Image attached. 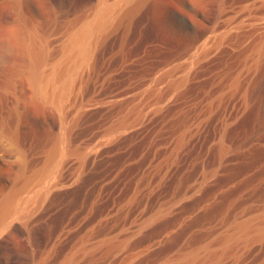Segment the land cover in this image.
Listing matches in <instances>:
<instances>
[{
  "label": "rangeland",
  "instance_id": "1",
  "mask_svg": "<svg viewBox=\"0 0 264 264\" xmlns=\"http://www.w3.org/2000/svg\"><path fill=\"white\" fill-rule=\"evenodd\" d=\"M99 1L0 0V202H32L0 264H264V234L226 241L264 226V0L129 3L59 111L33 74Z\"/></svg>",
  "mask_w": 264,
  "mask_h": 264
},
{
  "label": "bare ground",
  "instance_id": "2",
  "mask_svg": "<svg viewBox=\"0 0 264 264\" xmlns=\"http://www.w3.org/2000/svg\"><path fill=\"white\" fill-rule=\"evenodd\" d=\"M115 1L113 3H110V2L108 3L106 0H100L92 16L89 19H87L77 31H75L74 33L70 35L63 49L62 56L50 66L48 71H43L41 73L35 72L33 74V80H34L33 84H34L37 95L41 99L55 105L59 109V111H60V106L63 104L64 100L69 95L80 70L85 64L88 63L90 54L94 48V45L97 43L99 37H101L103 33H106L107 30L111 29V27H113L117 23L122 13L127 12V10L123 12V8L125 9L126 5H128L129 3L131 4L134 1L136 2L138 0H115ZM263 54H264V41L257 47V60H256L257 62L259 61V58ZM61 137L63 138V136ZM58 140L60 141V139ZM62 142L63 143L61 145L64 144V140ZM58 144L60 145V143ZM52 152H53L52 155L51 154H48V155H51L53 157L54 154L57 153L58 155H61L63 154V152H66V150L64 151V149H62L61 146L57 147V149L54 150V146H53ZM50 158L48 157L46 159H50ZM56 158L58 159L56 160L55 158H52L53 162L55 160V168H54L53 162L49 163L50 165L53 164V167H52L54 168L53 171L51 172L49 171L50 173H48V171H46L47 173L44 172L45 174L41 175L42 177L41 181L39 182L37 181L38 184L36 181L34 183V187L35 185L39 186V187L36 186V188H39L38 191L40 194H42L41 196H44V193L46 192L45 190L47 189V187H51L52 185L55 184V181L49 180L48 176L50 177L52 172L54 176L56 175V173H58V170L60 168V158L62 157L57 156ZM62 160L63 158L61 159V163H62ZM46 164H47L46 166H48V160L46 161ZM48 168L46 167L45 169H48ZM52 168L50 170H52ZM45 169H42V170H45ZM37 176H40V175L37 174ZM31 180L32 182L34 181L33 179L30 178V181ZM36 180H40V179L37 178ZM27 182L29 183V181ZM27 186L23 188L25 191L27 190L26 192H28V189L30 188ZM34 187L32 188L35 189ZM23 189L20 191L21 193L24 192ZM20 192H17V193L19 194ZM32 192L35 193L34 190ZM18 194L10 193L4 200H2V202H0V227L1 229H2V226L5 227V225H8L9 223L8 221L10 219H13L15 217H23L25 213L28 212L24 209H26L25 205L28 204L30 198H28L29 200H27V197L24 196V198H21V196H18ZM25 194L26 193H24V195ZM36 194H37V191H36ZM31 195H26V196L29 197ZM35 195L33 194L34 197L31 196L32 197L31 201L33 200V203L35 202V200L37 201V198L35 197ZM22 196H23V193H22ZM31 203L32 202H29V204ZM251 234L253 236L255 235L258 238L261 237L264 234V226L258 225L255 227H251L247 223H242L236 227L232 235L226 237V241L228 242L236 238L247 239V237ZM204 261H205L204 259H198L197 256H194V255H188L186 256V259H185V262H192L196 264H203Z\"/></svg>",
  "mask_w": 264,
  "mask_h": 264
}]
</instances>
